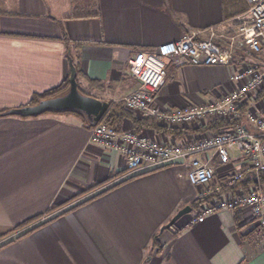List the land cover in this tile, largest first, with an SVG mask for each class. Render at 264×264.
Returning a JSON list of instances; mask_svg holds the SVG:
<instances>
[{
	"label": "crops",
	"instance_id": "obj_1",
	"mask_svg": "<svg viewBox=\"0 0 264 264\" xmlns=\"http://www.w3.org/2000/svg\"><path fill=\"white\" fill-rule=\"evenodd\" d=\"M0 2V111L27 106L63 83L69 74L64 39L81 43L78 88L108 104L122 103L138 88L129 60L183 34L232 35L236 17L247 8L244 0ZM230 72L170 63L155 106L169 113L186 103L209 104L227 89ZM211 118L164 128L148 117L155 127L138 130L125 120L121 130L185 143L221 132L224 127L205 124ZM89 134L85 120L70 112L0 117V264H144L147 257L146 264H264V247L248 245L259 230L249 210H219L190 226L189 217L200 208L190 205L196 189L184 166L122 178L124 158L92 144ZM213 156L210 151L194 158L210 159L214 195L227 191L225 179L235 171L242 174L238 186L245 194L258 181L237 150L226 163ZM185 206L191 213L162 232L160 252L148 256L151 238Z\"/></svg>",
	"mask_w": 264,
	"mask_h": 264
},
{
	"label": "built area",
	"instance_id": "obj_2",
	"mask_svg": "<svg viewBox=\"0 0 264 264\" xmlns=\"http://www.w3.org/2000/svg\"><path fill=\"white\" fill-rule=\"evenodd\" d=\"M244 1L247 8L236 17L232 35L211 32L209 38L197 39L196 33L183 34L129 60V71L138 88L122 99L126 111L138 118L155 117L165 128L187 127L202 121L207 114L221 120H238L237 123L185 143L160 142L133 129L116 132L98 123L90 128L89 140L124 158L127 170L122 178L175 164L184 166L189 184L196 189V200L201 201L200 211L189 217L188 224L201 223L219 210H249L259 230L248 245L260 249L264 247V191L252 188L245 194L238 186L242 174L235 171L225 179L227 191L214 195L209 188L214 175L210 159L194 158L212 151L215 159L226 163L229 153L237 150L255 175L264 171V103L255 100L264 79V0ZM170 63L231 67L229 85L219 89L222 93L218 92L209 104L186 103L169 113H160L155 106V94ZM244 104L246 111L240 114L239 108Z\"/></svg>",
	"mask_w": 264,
	"mask_h": 264
},
{
	"label": "trees",
	"instance_id": "obj_3",
	"mask_svg": "<svg viewBox=\"0 0 264 264\" xmlns=\"http://www.w3.org/2000/svg\"><path fill=\"white\" fill-rule=\"evenodd\" d=\"M64 43H65V47H66V59L68 62V59H71L73 65L75 66L76 69V81H78V75H79V71H78V64L76 62V60L78 59V56H76V51H78L79 46H81L80 42H70L67 39H64ZM68 90V77L63 81V83L59 86L56 87L54 89H51L41 95H35L32 97L31 101L28 103L27 106H31V105H35L37 104L39 101L41 100H45V99H50V98H55L58 96H61L63 94H65ZM78 90L80 91V89L78 88ZM264 96V79H263V86L260 90V92L257 94V97H261ZM256 97V100H257ZM247 108V104L242 105L239 108L240 114H244ZM7 110H2L0 111V117H4L7 116L5 115V112ZM65 112H70V113H74L77 114L78 116L82 117L85 120V117L83 114L77 112V111H65ZM22 118H27V117H23L20 116ZM125 120H128L131 122V124H133L135 126V130H138L137 128L147 125L150 126L152 128L155 127V123L154 121H151V124H148V118H138L134 115H132L131 113H129L128 111H126L123 107V104L120 103H116V104H109V108L107 110V112L104 114V116L102 117L101 121L99 123L104 124L105 126H107L108 128L112 129L113 131H120L122 129V124ZM86 122V121H85ZM238 120H221L218 118H211L209 121H206L205 124H207V126L209 128H214L217 131L222 130V128L227 127L229 125H233L235 123H237ZM86 127L88 128H92L93 126H90L86 123ZM223 128V129H224ZM255 190H262L264 191V171L258 174V181L256 182V184L253 187ZM191 207L192 206H198L200 207L201 205V201L199 200H195L192 204H190ZM57 207L53 206L50 210L49 213L56 210ZM39 219V217L33 218L31 220H28L24 223H22L21 225L17 226L15 228V230L13 232H16L18 230H21L29 225H31L32 223H34L35 221H37ZM39 226L35 227L34 229L38 228ZM31 230L25 232L22 235H26L28 234ZM12 232V233H13ZM11 233H7L5 234L3 237H6L8 235H10ZM176 234V233H175ZM159 237L160 234L159 232L157 234H155L151 240H150V244H149V251H148V256L151 255V253L156 250V252H160V244H159ZM148 262V257L145 259L144 264H146Z\"/></svg>",
	"mask_w": 264,
	"mask_h": 264
},
{
	"label": "water",
	"instance_id": "obj_4",
	"mask_svg": "<svg viewBox=\"0 0 264 264\" xmlns=\"http://www.w3.org/2000/svg\"><path fill=\"white\" fill-rule=\"evenodd\" d=\"M68 69V90L65 94L41 100L35 105L7 110L5 115L36 117L47 112L77 111L84 115L88 125L94 126L98 124L109 108L108 102L84 95L78 90L76 69L71 59H68ZM191 211L192 208L190 206L181 208L167 224L160 228L159 234L171 228L177 220L189 215Z\"/></svg>",
	"mask_w": 264,
	"mask_h": 264
},
{
	"label": "rangeland",
	"instance_id": "obj_5",
	"mask_svg": "<svg viewBox=\"0 0 264 264\" xmlns=\"http://www.w3.org/2000/svg\"><path fill=\"white\" fill-rule=\"evenodd\" d=\"M1 9H5L4 7H3V5H2V2H0V10ZM6 9H8V10H10L11 9V7L9 6V8H8V6L6 7ZM263 86V85H262ZM261 90V89H260ZM80 92L82 93V94H84V95H88V96H90V92L89 91H84V90H81L80 89ZM260 92V91H259ZM258 92V93H259ZM257 93V94H258ZM257 94H256V96H255V98L257 97ZM256 100V99H255ZM256 101H258V102H261V103H264V96H261V97H257V100ZM195 105V104H194ZM74 114V113H73ZM213 117V116H212ZM166 126L164 125V128H165ZM168 127V126H167ZM165 231H167V230H165ZM254 248V247H253ZM256 249V248H255Z\"/></svg>",
	"mask_w": 264,
	"mask_h": 264
}]
</instances>
